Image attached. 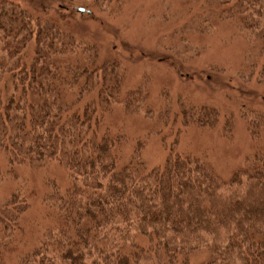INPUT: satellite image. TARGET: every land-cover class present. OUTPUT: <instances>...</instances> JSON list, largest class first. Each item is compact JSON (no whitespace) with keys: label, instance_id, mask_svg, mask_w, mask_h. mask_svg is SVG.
<instances>
[{"label":"trees","instance_id":"trees-1","mask_svg":"<svg viewBox=\"0 0 264 264\" xmlns=\"http://www.w3.org/2000/svg\"><path fill=\"white\" fill-rule=\"evenodd\" d=\"M113 2L115 11L124 5ZM195 16L196 33L210 32L213 21L233 25L245 49L239 73L264 85V0H199ZM125 78L119 59L47 13L0 0V181L21 178L0 198V264L11 253L15 264H264V148L222 177L208 150L180 148L177 121L215 130L219 108L180 101L173 117L165 91L155 114L164 122L130 144L113 124L116 109L125 118L154 116L150 92L125 91ZM242 114L261 146L264 110ZM233 127L226 117L222 134L233 137ZM173 128L175 138L160 142L162 163L149 165L151 136ZM53 165L65 171V185L47 172ZM19 169L45 172L40 196ZM36 201L41 215L29 236L24 223Z\"/></svg>","mask_w":264,"mask_h":264},{"label":"rangeland","instance_id":"rangeland-1","mask_svg":"<svg viewBox=\"0 0 264 264\" xmlns=\"http://www.w3.org/2000/svg\"><path fill=\"white\" fill-rule=\"evenodd\" d=\"M15 1L35 13H47L77 39L97 46L103 57L119 59L126 66L125 91L140 85L143 92H150L149 103L154 117L140 114L125 118L116 109L113 124L124 126L132 139L130 144L134 145L135 138L146 135L151 127L159 128L164 122V118L155 114L163 109L161 96L165 91L173 117L180 101L191 106L209 104L219 108L221 120L215 130L199 131L184 126L180 118L177 121L182 130L178 139L180 148L198 154L208 150L213 166L222 177H229L247 153L264 148V133L260 138L261 146H258L240 117L243 111L264 110V85H257L255 76L247 78L239 73L241 66H246L243 62L245 49L243 38L233 25L213 21L208 33L191 31L199 0H123L124 5L116 11L113 0ZM79 8H84L85 12H79ZM183 47L188 52L185 53ZM222 67L224 71H220ZM226 117L233 121V137L221 132ZM174 130H158L151 136L143 149L149 165L162 163L166 156L161 145L162 136L166 135L169 144L176 136L177 129ZM0 162L4 166L2 153ZM47 172L63 185L67 183L66 173L58 165H53ZM16 173L28 180L29 191L34 188L33 197L42 194L44 171L19 169ZM20 181L21 178L16 177L0 181V198L8 196L21 184ZM40 215L41 205L36 201L24 223L29 236ZM16 256L9 254L8 264H15Z\"/></svg>","mask_w":264,"mask_h":264},{"label":"water","instance_id":"water-1","mask_svg":"<svg viewBox=\"0 0 264 264\" xmlns=\"http://www.w3.org/2000/svg\"><path fill=\"white\" fill-rule=\"evenodd\" d=\"M79 12L84 13L85 12V9L84 8H80L79 9Z\"/></svg>","mask_w":264,"mask_h":264}]
</instances>
